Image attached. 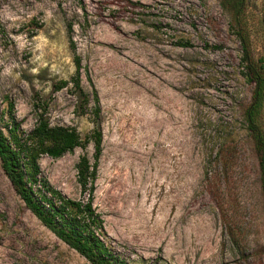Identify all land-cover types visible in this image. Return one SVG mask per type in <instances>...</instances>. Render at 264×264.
Here are the masks:
<instances>
[{"label": "rangeland", "instance_id": "rangeland-1", "mask_svg": "<svg viewBox=\"0 0 264 264\" xmlns=\"http://www.w3.org/2000/svg\"><path fill=\"white\" fill-rule=\"evenodd\" d=\"M223 1L0 0V126L12 115L30 131L40 100L51 125L82 140L98 122L93 205L124 264H264L259 165L243 117L254 85ZM244 1L250 51L264 59V0ZM74 55L81 109L71 83L54 89L74 75ZM83 153L93 165L91 140L38 160L72 199ZM0 264H88L26 207L1 163Z\"/></svg>", "mask_w": 264, "mask_h": 264}, {"label": "trees", "instance_id": "trees-1", "mask_svg": "<svg viewBox=\"0 0 264 264\" xmlns=\"http://www.w3.org/2000/svg\"><path fill=\"white\" fill-rule=\"evenodd\" d=\"M223 5L237 24L236 34L241 43L240 61L246 79L253 83L250 103L243 112L244 122L250 132L253 148L259 165L260 194L264 208V130L261 127L260 115L264 108V59H254L250 48L248 34L243 25L244 0H224ZM72 48H74L72 46ZM75 73L70 80H60L54 84L55 90L66 88L71 83L79 91L82 102L86 105L88 96L81 89L80 57L74 55ZM92 115L97 120L100 105L94 93ZM38 119L30 131H23L13 116L5 130L0 126V163L14 191L25 203L36 218L56 237L70 248L82 255L88 264H124L101 238L103 224L93 205L97 162L101 155L102 131L97 121L90 135L84 140L74 127L51 125L46 116L47 101L34 103ZM93 141V165L83 153L76 164V179L80 187V198L72 199L53 187L42 175L38 160L42 155L59 158L74 148H85ZM230 234L231 228L229 231Z\"/></svg>", "mask_w": 264, "mask_h": 264}]
</instances>
